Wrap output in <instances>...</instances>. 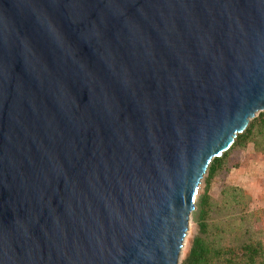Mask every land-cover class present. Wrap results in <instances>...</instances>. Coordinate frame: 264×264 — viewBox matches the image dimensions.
<instances>
[{
    "label": "water",
    "instance_id": "water-1",
    "mask_svg": "<svg viewBox=\"0 0 264 264\" xmlns=\"http://www.w3.org/2000/svg\"><path fill=\"white\" fill-rule=\"evenodd\" d=\"M261 111L264 0H0V264H178Z\"/></svg>",
    "mask_w": 264,
    "mask_h": 264
},
{
    "label": "rangeland",
    "instance_id": "rangeland-1",
    "mask_svg": "<svg viewBox=\"0 0 264 264\" xmlns=\"http://www.w3.org/2000/svg\"><path fill=\"white\" fill-rule=\"evenodd\" d=\"M243 133L240 144H232L223 152V167L208 188L206 236L213 249L211 264H223L230 250L235 253L233 264L245 263V245L258 248L257 264H264V127L257 122L251 135ZM205 176L199 184L178 264L185 259L198 232L196 220Z\"/></svg>",
    "mask_w": 264,
    "mask_h": 264
},
{
    "label": "trees",
    "instance_id": "trees-1",
    "mask_svg": "<svg viewBox=\"0 0 264 264\" xmlns=\"http://www.w3.org/2000/svg\"><path fill=\"white\" fill-rule=\"evenodd\" d=\"M258 117H253L246 129L243 132H246V136L248 137L252 133V129L255 127L256 123H262V126L264 127V111H261L258 113ZM259 116L261 118L259 119ZM237 134L234 144H240L241 139L245 136L244 133ZM223 156H225V153H223L220 157H215L210 162L208 169L206 171V176L204 179L205 187L204 192L200 196L199 199V210L197 215V226H198V232L193 237L191 241V245L189 248V251L185 257V259L181 262V264H211L213 258H212V247L208 243L207 240V223H206V213H207V204L209 202V194H208V188L210 186L211 180L214 178L218 170H220L223 167ZM258 248L254 247L253 245H245L243 248V254H246V262L241 264H257V256H259ZM230 255L229 257H225V261L223 264H233L234 258L232 257L235 255L233 250H230L228 252Z\"/></svg>",
    "mask_w": 264,
    "mask_h": 264
}]
</instances>
